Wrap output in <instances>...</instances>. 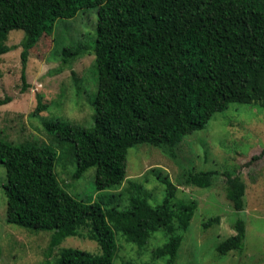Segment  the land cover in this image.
<instances>
[{
  "label": "trees",
  "instance_id": "1",
  "mask_svg": "<svg viewBox=\"0 0 264 264\" xmlns=\"http://www.w3.org/2000/svg\"><path fill=\"white\" fill-rule=\"evenodd\" d=\"M89 7L97 9L94 45L62 47L58 70L94 53L93 123L42 122L58 142L68 145L76 163L73 177L95 167L98 191L119 186L127 175L129 147L147 143L175 156L184 135L204 128L230 103L264 107V0H0V55L17 47L5 41L11 30L20 29L24 67L29 50L52 32L57 19ZM10 101L2 97L0 106ZM43 108L38 101L32 114ZM260 157L264 149L252 156ZM55 159L57 151L50 145L0 136V163L9 174L3 184L7 223L49 233L48 256L65 237L81 236L79 227L88 226V238L99 245V258L67 249L61 264H112L115 232L142 248L162 229L167 240L153 250V257L165 256L167 264L174 263L182 237L173 218L186 229L194 209L192 202L182 200L171 208L174 183L162 179L166 195L155 206L140 195L135 182L130 183L126 209L111 205L117 196L113 194L83 202L50 175L49 164ZM214 174L217 171L186 170L177 182L209 187ZM223 174L225 197L235 212H242L246 185L238 175ZM218 222L215 216L203 226ZM232 227L235 233L216 247L219 254L244 248V219L237 217Z\"/></svg>",
  "mask_w": 264,
  "mask_h": 264
},
{
  "label": "rangeland",
  "instance_id": "2",
  "mask_svg": "<svg viewBox=\"0 0 264 264\" xmlns=\"http://www.w3.org/2000/svg\"><path fill=\"white\" fill-rule=\"evenodd\" d=\"M96 7L80 10L74 17L59 18L50 34H44L29 50L23 67L20 40L23 31L11 30L6 45L17 47L0 55V98L11 101L0 106V136L12 142L37 141L52 146L57 159L49 164V173L74 198L94 202L99 194H113L111 205L126 209L130 183L140 185V195L155 206L166 195L163 178L176 185L174 209L178 200L194 205L186 229L173 218L175 231L180 234L177 257L172 264H264V157L253 159L264 149V107L230 103L215 112L204 128L183 136L175 147V156L160 148L139 143L128 148L127 175L116 187L98 191L95 187V167H89L75 178L74 156L67 144L58 142L44 129L42 122L60 120L81 126L93 123V99L97 88L94 53L84 54L72 63V68L59 69L62 47L78 42L94 45ZM72 70L74 74H72ZM24 74V80L21 73ZM38 101L45 105L38 114L32 112ZM186 170L217 171L212 185H178L177 178ZM224 172L238 175L245 183L243 210L235 212L225 197ZM0 163V264H61L67 249L95 259L100 248L88 238V226L79 227L81 236H67L47 254L49 233L21 228L6 221V196L3 184L9 178ZM219 216V222L209 227L203 223ZM245 221L244 248L241 252L219 254L216 247L235 233L232 225L237 217ZM164 230L155 231L142 247L129 242L120 231L114 238L117 251L112 264H167V257H153V250L167 240ZM75 250V251H73ZM98 262V261H97Z\"/></svg>",
  "mask_w": 264,
  "mask_h": 264
}]
</instances>
